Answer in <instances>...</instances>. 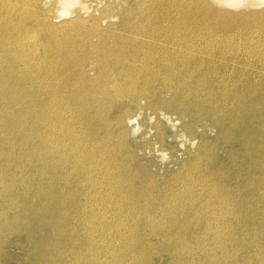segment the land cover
Listing matches in <instances>:
<instances>
[{"label": "bare ground", "instance_id": "6f19581e", "mask_svg": "<svg viewBox=\"0 0 264 264\" xmlns=\"http://www.w3.org/2000/svg\"><path fill=\"white\" fill-rule=\"evenodd\" d=\"M34 1L33 6L29 9L26 2L19 4L18 0H7V2L6 0H0V150L3 152L5 159L3 163L6 169H13L16 175V170L25 166L22 164L24 157L27 154H33L32 161L34 162L35 157L37 160L35 167L39 169L36 170L37 173L34 175L38 187L40 188V185L47 187L50 192V198H47L44 203H42V198L40 204L53 206V213H59L56 224L52 226L54 235L51 239V246L59 245L60 260H63L64 264H74V261H71L72 259L69 257L75 251L78 252L77 259H75L76 263L99 264L101 258L99 252L96 251L97 249L93 250L95 249L94 247L98 248L100 243L99 241H95L93 237L95 236V232L99 231L101 227H98V222L92 221V218L91 220H86L84 217L85 213L94 214V207L98 205V212H100L104 204H106L107 198L111 197V195L115 201L119 202L117 194H120L122 197L121 202H127V205L131 206V209L140 210L139 215L145 221L144 225L150 227L152 232L160 233L165 230L174 232V227H177L176 223L178 221L175 219H165L167 216H176L170 210L175 208V206H179L177 202L180 201L182 195V190H180L182 186L179 189L176 187L179 184L184 185L186 182L193 181L194 178L191 175L193 167H195L194 170L196 168L199 169L200 163L207 158L206 155H208L210 150L213 151L207 142H201L196 152L190 156L189 160L169 180L164 181L162 178H157V175L148 169H141L135 166L136 151L131 147L130 139L140 129L139 118L143 116L150 120L152 118H164L172 123L176 130H178L177 125H179L180 120L185 118L186 123L183 127L184 132L188 134L184 138L186 142H190L191 140L195 142V127L197 125L198 127L201 126V123L205 119H209L210 121V124L207 123L206 126L217 127L221 136H226V140L228 137L230 141L240 142L239 145L242 146V149L248 150L251 142H254V129V131L252 130L253 133L248 136L249 139L246 138V134L248 133L245 131V126L248 116L243 112V108H249L251 112L255 109L258 111L256 108L257 103H251L249 100L246 101L249 92L252 90L256 91V89L253 86L252 88L244 87L238 90L239 88L235 85L236 81L234 82L233 78L235 74H238L243 69L241 70V68H235L234 66V68L230 69L229 67L231 59L237 63L241 61L237 53L236 55L235 53L234 55L233 53H228L231 52L229 50L232 47L236 46V42L232 37L235 36L236 38L244 34L237 32L240 29L237 28L238 30L233 31L234 27H228L227 25H225L226 27H212L211 25V27L203 28L197 27V25L196 27H189L190 25H187L188 27H181V22L184 21L188 14H195L194 12L198 11V5L194 6L192 4L191 10L186 14V8L184 9L181 4L184 0H130L132 2L126 7L120 0V3L116 7L117 11L114 9L115 7L107 6L103 11L105 15L94 16L91 22L84 19L86 14L89 13L88 11L85 12L84 7L79 11H71V5L76 4L79 0H59L56 15L52 12L56 4L48 9H42V2L40 0ZM125 1L129 2V0ZM198 1L206 4V0ZM215 2L231 3L234 7L242 5V12H246L244 9L252 10L255 7L257 8L258 5H264V0H215ZM11 6H20L21 8L18 10L17 7L13 12ZM206 7L208 8V6ZM207 8L206 11L208 12L212 10V8L210 10V6L209 9ZM109 10H115L116 14H112L114 12H109ZM202 11L201 14H203ZM209 13L206 16L203 14L207 22H209ZM212 13L214 14V11ZM68 14H72V18L66 22L62 21ZM256 14L263 15L264 11L261 10V12H257ZM256 14L253 12L251 15H242L241 17L237 15L236 24L251 25V23L253 24V22L259 20L260 22L261 20L264 21L262 15L258 16ZM253 16H257V18H253ZM109 18L117 19L115 25L117 27H112L115 23H110L107 27H101L104 23L108 22L107 19ZM187 19L190 20L188 22L192 23H195V20H197L193 19V17ZM35 23L37 27H33ZM232 31L235 32L233 36L229 34ZM241 37L243 39V36ZM214 44L217 46L213 47ZM233 64L235 63L231 65ZM261 65L263 64L261 63ZM262 70L261 73H263ZM252 71H254L253 68ZM240 75L242 74L240 73ZM232 80L234 84H232ZM256 93H260V87ZM258 108L260 109V107ZM159 123L156 120V124ZM74 127L78 128L79 134L73 140L77 142L71 143L72 139H69V133ZM184 136L185 133L180 134V137L183 138ZM164 139L161 136L160 140ZM250 140L252 141L250 142ZM205 161L207 162V160ZM188 168H192V170H190L189 175H185L188 179L184 182L185 180L180 179L183 176L181 174L185 170H189ZM6 177L10 179L9 175ZM195 178H197L196 175ZM247 182L246 184H248ZM261 186L259 185V187ZM39 188L38 190H40ZM243 188L248 187L243 185ZM249 188H252V186ZM193 191L195 193V189ZM239 197L240 195L236 196L237 199ZM37 198L39 199L40 197L37 196ZM231 199L235 203L234 197ZM231 199L228 196L227 200ZM11 201L10 197H0V207H4V205L9 204ZM213 201L212 199V203ZM89 204L92 205L90 208H88ZM189 204H186L190 208L188 210L199 214L200 210L196 211V205L191 202ZM24 205L25 208L22 210V213H13L14 217H12L11 221L7 219L9 211H0V246L5 244L7 239L6 236L1 234L5 233V229H13L11 228L13 227L11 226V222L16 225L22 216L33 211L34 206L30 205L28 201L25 200ZM222 205L221 207L225 204ZM235 206L237 205L235 204ZM177 208L176 210H178ZM11 209L13 210V208ZM221 209L223 210V208ZM262 210L264 209L262 208ZM182 212L184 211L182 210ZM110 214L111 216H115L114 213ZM111 216L108 214V217ZM183 217H181L182 220ZM225 218L229 219V217ZM49 219L53 222L52 216H49ZM117 219L118 217H116ZM138 219L141 218L138 217ZM66 223L71 228H66ZM225 224L227 225V223ZM225 224L223 223V228ZM243 225L245 226V224ZM191 228L192 226L185 228L183 225L177 233L181 236L184 235L186 229H189V232L197 230L196 228ZM209 228L210 226L208 225L206 229L209 231ZM122 231L125 230H120L123 234L124 232ZM211 233L209 235L212 237ZM129 234L131 236V233ZM249 235L251 234L249 233ZM57 236L62 240H58ZM191 236L188 235L190 238ZM196 236L194 235L193 237ZM150 237L152 238V236ZM233 237L235 238V236ZM221 238L223 237L221 236ZM220 240L223 241L225 239ZM149 241L151 242V240ZM219 243L217 244L219 245ZM88 246H91V253H89V248L87 249ZM231 248H233L232 245ZM154 249L151 248V250ZM221 251L223 252L224 249ZM65 252H68L67 256ZM214 253L217 254L216 251ZM220 257L223 259L225 256L220 255ZM231 258L234 257L232 256ZM52 264H56V260Z\"/></svg>", "mask_w": 264, "mask_h": 264}, {"label": "rangeland", "instance_id": "374dc122", "mask_svg": "<svg viewBox=\"0 0 264 264\" xmlns=\"http://www.w3.org/2000/svg\"><path fill=\"white\" fill-rule=\"evenodd\" d=\"M40 1L43 4L42 9H48L51 6L56 4V7L52 12L54 15L57 14V12H58L57 3L59 0H40ZM192 1L193 0H191V1L190 0L189 1L184 0L183 3L180 2L182 4L183 8L184 9L186 8V14L189 13V11L191 10V7L193 5L194 6L198 5V11L194 12L195 14H188L185 17L184 21L181 22V27H188L189 25H190L189 27H196V25H197V27L203 28V27H211V26L212 27H221V26L226 27L225 25H227L228 27H234L233 31L240 29V31H237V32L238 33L242 32V34H244V35H241V36H243V39L246 37L245 38L246 40L245 39L243 40L241 36L235 38V36H233V34L235 32L232 31L233 33L232 32L229 33V34H231V36H233L232 38H234V40L236 42L235 43L236 46L232 47V49L229 50L231 52H228V53H233V55H234V53H235V55L237 53V55L241 59V61L239 63L234 62L233 59H231L229 61V63H230L229 67H230V69L234 68V67L235 68H241V70L243 69L241 72L238 71L239 73L235 74V77L233 78L234 82L236 81L235 85H237V87L239 88V89L237 88L238 90H240L244 87L252 88L253 86H255L254 89H256V91L255 90L250 91L251 92V93L249 92L250 95L249 94L247 95V97L249 99L246 97V101L249 100V102H251V103H253V102L257 103L256 108L258 111H256V109H255L253 112H251V111H249L250 110L249 108H245V107L243 108V112H245L248 116L246 126H245L246 127L245 131H246V133H248V134H246V138L249 139L248 136L251 135L253 133V131L255 130V134L253 133L254 142L252 140H250V142L252 141L251 145H250L251 148L249 147L248 150L242 149V146L239 145L240 142L230 141L228 139V137L226 140L225 139L226 136H221V133H219V130L217 127L206 126L207 123L210 124L209 119L203 120V122L201 123V126L198 127V125H197V127H195V130H194L195 142H193L192 140L190 142H186V140L184 138H186L188 136V134L186 132H184V127H183L184 124L186 123L185 118L181 119L179 122V125H177L178 130H176L174 128L172 123H170L169 121H167L164 118H152L151 120L144 117V116L139 118L138 122L140 124V129L138 130V132L136 134L132 135L131 139H130L131 140L130 145L136 151L135 166L138 168H141V169H143V168L148 169L150 172L157 175L156 176L157 178H162V179H164V181L169 180L170 177L174 173H176V171L179 170V168L185 162H187L189 160L190 156L196 152V149L198 148V145L201 144V142H207V144L211 146V149H213V151L210 150L208 155H206L207 158L204 159V161L200 163L202 166L199 164L200 165L199 166L200 171H199V169L196 168V170H198L199 172L194 170L195 167H193V170H192V168H190V169L188 168L189 170H185V172H183L181 174V176L183 175L184 177L182 176L183 178L181 177L180 179H182L183 181L185 180L184 182H186L188 178L185 175H187V174L189 175L190 170H192L191 175H193L194 180L190 181V182H186V184L184 183V185L179 184L178 187H176L177 189H179L182 186L180 188V190H182V195L180 197V201L177 202V204H179V206H175V208H172L171 210L173 212L170 210V212L175 213L176 216H171V217L167 216V218L165 219V220L175 219L176 221H178L176 223L177 227H174V232H168L169 230H165L164 232H160V233L152 232L150 227H148L147 225H144L145 221L139 215L140 210L138 211V209L137 210L135 209L136 210L135 211L134 209H131V206L127 205V202H125V201L121 202L122 197L120 194H117V197H118L117 200L119 199V202L115 201L113 199V196L111 195V197L107 198L106 204H104V206L100 210V212H98V206H99L98 205V206L94 207V211H95L94 214H90L88 212L85 213L84 217L86 218V220H91V218H92V221L94 220L95 222H98V224H99L98 227H101V229L99 231L95 232V236L93 237V239L95 241H99V243H100V246H99L100 248L94 247L95 249L93 250V251H95L97 249L96 251L99 252V255L101 257L99 264H101V262H102V264H121V263L122 264H143L145 262H146L145 264H182V263L183 264H188V263H190V264H194V263L195 264H220V263L224 264V262H225V264H231V263L232 264H239V263L240 264H260V263L264 264V229H263L264 228V226H263L264 225V216H263L264 210H262V208L264 209V202H263L264 201V193H262V192H264V189H263L264 188V182H263L264 176H262L264 174V172H263L264 171V120H263L264 119V102H262V101H264V90H263L264 89V76H263V74H264V21L261 20V22H262L261 23L259 20L257 22H253V24L251 23V25L250 24L249 25L248 24H242V25L239 24L241 27L238 24H236L237 15H238V17H241L242 15L243 16L249 15V14L251 15V14H253V12H254V14H256L257 12H261V10L264 11V5H258L257 8L255 7V9H252V10L251 9H244V11H246V12H242L243 11L242 5L238 6V7H234L231 5V3L215 2V0H206L205 3L208 5H206L202 2L204 4L203 5L201 3V1H198V0L197 1L194 0L193 2ZM6 2H7V0H6ZM25 2H26V4H28V8L31 9V6H33V3L35 1L34 0H29V1L28 0H18L19 4H22ZM130 2H132V1L129 0V2H128L125 0H123V1L121 0V3L125 7L128 6L130 4ZM194 2L197 4H195ZM8 3H10V2H8ZM119 3H120V0H79L76 4L71 5V7H72L71 11H79L82 9V7H84L85 12L86 11L89 12L88 14L85 13L86 17H84V19H87L91 22V21H93L92 19H94V16L99 17L102 15H105L103 11L106 9L107 6H111L113 8L115 7L114 9H116V7ZM29 4H30V6H29ZM206 6H208V8ZM209 6H210V10L212 8V10L214 11V14L212 13L213 12L212 10L209 11L210 13L208 11H206V8L209 9ZM17 7H18V10L21 8L20 6H16V7L11 6L13 12L17 9ZM187 7L190 9H188ZM202 8L205 10H203ZM199 10H201V11L203 10L202 13L205 16L207 13H209V15H208L209 19H210V20L208 19L209 22H207V19L204 17L203 14H201V11H199ZM116 11H117V9H116ZM116 11L115 10H109V12H114L112 14H116L115 13ZM198 13H199V15H198ZM69 14L66 15V17H64L62 21H64V22L69 21L72 18V14L71 15H69ZM256 15L260 16L262 14H256ZM89 16H91V17H89ZM262 16L264 17V14ZM189 17H193V19H197V20H195V23L188 22V21H190L189 19H187ZM203 17H204V19H203ZM254 17L257 18V16H253V18ZM107 20H108V22L104 23V25H102L101 27H107L110 23H112V24L115 23L114 26H112V27H117V26H115L117 23V21H116L117 19L115 20V19L109 18ZM59 23H61V22H59ZM190 23H192V24H190ZM33 27H37V24L36 23L33 24ZM38 27H42V26H38ZM243 27H244V29H243ZM245 29H246V31H245ZM245 32H246V34H245ZM247 36H249V37H247ZM216 46L217 45L214 44L213 47H216ZM247 55H249V56H247ZM244 57H245V59H244ZM245 60H247V61H245ZM244 61L247 63H245ZM242 62L245 64V66ZM254 62L256 64V66H255ZM232 63H235V64L231 65ZM261 63L263 65H261ZM260 66H262L263 68ZM244 68L247 72L244 70ZM252 68L254 71H252ZM260 69L261 70L263 69L262 70L263 73H261ZM248 70H250V71H248ZM258 71H259V73H258ZM240 73L242 75H240ZM245 73H246V75H245ZM257 75H258V77H257ZM253 76L255 79L253 78ZM256 79H257V81H256ZM258 79H260V80H258ZM244 80H246V81H244ZM231 82H232V84H234L233 80ZM240 82H241V84H240ZM259 87H260V93L257 94L256 92H257V90H259ZM262 90H263V92H261ZM254 97H256V98H254ZM250 100H254V101H250ZM258 107H260V109ZM252 113H254V114H252ZM251 114L253 117L250 116ZM260 118H262V119L260 120ZM156 120H158L160 123L156 124ZM248 126H250V127H248ZM75 131H77V132H75ZM182 133H185V136L183 138L180 137V134H182ZM69 134H70L69 139L70 138L72 139V141H70V142L71 143L77 142V141H73V140L75 139V136H77L79 134L78 128L74 127L70 131ZM161 136H163L165 138L162 141L160 140ZM157 142H160V143H157ZM254 143L256 144L255 146H254ZM257 144H258V146H257ZM257 147L259 150L257 149ZM260 148L262 151L260 150ZM32 155L33 154L30 153L24 157L22 164L25 166H23L21 169L16 170L17 174L15 175L13 169L8 170L4 167L3 161L5 159L3 157L4 156L3 152L0 150V180H1L0 181V185H1L0 186V197L4 196V197H10L12 199V201L9 204L4 205V207L3 206L0 207V211L1 212L9 211L8 212L9 217L7 219H9L11 221L12 217H14L13 213H16V214L22 213V210L25 208V205H24L25 200L28 201V203L30 205L34 206L33 211H30L27 215L22 216V218H20V220L16 223V225H15V223L11 222V226H13L11 228H13V229H9V228H8V230L5 229V231H4L5 233L1 234L3 236H6L7 239H6V243L0 246V249L2 250V251L0 250L1 251L0 252L1 253L0 254V264H28V263L29 264H52L54 262V260H56V264H64L63 260H60L61 259V256H60L61 253L59 252V250H60L59 245L51 246V244H50L51 239L54 235V233L52 231V226L54 224H56V220L59 216V213H53V206H44V205L40 204V201H42V198H43L42 203H44V201H46L47 198H50V192H49V189L47 187H44V186L42 187L41 185H40V188L38 187V184H37V181L35 180L34 175H35V173H37L36 170H39V169H38V167H35L37 160L34 157V162H33L32 161V157H33ZM202 156H204V154H202ZM25 158H26V160H25ZM205 160H207V162ZM247 165H249V166H247ZM194 166H195V164H194ZM203 166H204V168H203ZM186 171H188V172H186ZM20 172H21V174H20ZM200 172H202V173H200ZM5 175L6 176L9 175L10 179L8 177H6ZM195 175L197 178H195ZM246 175L247 176L249 175V176L247 177ZM3 176H5V177H3ZM260 176H262V177H260ZM205 177H207V178H205ZM249 178L252 180H250ZM262 179H263V181H261ZM10 180H11V182H10ZM247 180H248V182H247ZM216 181H218L219 183L218 182L216 183ZM205 182H206V184H205ZM246 182L248 184H246ZM261 182H263V183H261ZM213 183L215 186L213 185ZM253 183H255L258 186H256ZM243 185L244 186L246 185V187H248V188H243ZM259 185L260 186L262 185V186L259 187ZM221 186L223 189L221 188ZM251 186H252V188H249ZM199 187H201V188H199ZM204 187H205V189H204ZM215 187H217L218 189ZM38 188L40 190H38ZM194 189H195V193L193 191ZM250 189H251V191H250ZM197 190L199 193L197 192ZM5 193H7V194L5 195ZM219 193H220V195H218ZM196 194H198V195H196ZM238 195H240V197L237 199L236 196H238ZM31 196H33V197H31ZM37 196H39L40 198L38 199ZM228 196H229V199L234 197V199L237 202L238 201L240 202V198H241V202L237 203L235 201V203H234L233 199L227 200ZM216 197H217V199H216ZM111 198H112V200H111ZM248 198L250 201L248 200ZM212 199L214 200L213 203H212ZM192 201H195L196 203L192 202ZM207 201H208V203H207ZM243 201H244V203H243ZM190 202L194 203L196 205V208H197L196 211L200 210L199 214L193 213L191 210L190 211L188 210L190 208H188L187 205H190L189 204ZM32 203H34V204H32ZM221 203L223 205L224 204L225 205L223 206ZM262 203H263V205H262ZM220 204L223 207H221ZM235 204L237 206H235ZM89 205H88V208H90L92 206L91 204H89ZM217 205H218V207H217ZM229 205H230V207H229ZM238 206H240V207H238ZM241 206H244V207H241ZM177 207H179L181 209H179ZM11 208H13V210ZM176 208L178 210H176ZM217 208H219L220 210ZM221 208H223V210ZM226 209L228 210L227 212H226ZM241 209H243V210H241ZM38 210H40L42 212H39ZM182 210L184 212H182ZM201 210L203 213L201 212ZM238 210H239V212H238ZM250 211H252V212H250ZM177 212H179L178 215H177ZM232 212H233V215L231 216ZM110 213H114L115 216H111ZM108 214L111 217H108ZM210 214H212V215H210ZM239 214H241V215H239ZM126 215H128V216H126ZM133 215H135V216H133ZM136 215H137V217H136ZM184 215H185V217H183ZM49 216L53 217V222L50 221ZM213 216H215V217H213ZM116 217H118L117 220H116ZM138 217L141 219H138ZM181 217H183V220ZM225 217H227V218L229 217V219H226ZM231 217H233V218H231ZM134 218H137V219H134ZM126 219H127V221H126ZM200 219H202V220H200ZM235 219H236V221H234ZM9 220H7V222H9ZM165 220L163 219V221H165ZM193 220H195V221H193ZM210 220H211V222H210ZM229 220H230V222H229ZM2 221H3V223L5 222L4 219ZM140 221H141V223H140ZM246 222L248 225L246 224ZM211 223H212V225H211ZM223 223L224 224L227 223V225L226 224L224 225V228H223ZM124 224H125V226H124ZM243 224H245V226ZM183 225L185 228L187 226H189V227L192 226V228H196L197 230H195L194 232H192V231L189 232V229H186V231L184 232V235L180 236L177 233V231ZM200 225H201V227L202 226H204V227L201 228ZM208 225L210 226L209 231H208V229H206V227ZM232 226H233V228H232ZM65 227L71 228L70 225L67 223L65 224ZM103 227H104V230H103ZM220 227H221V229H220ZM214 228H215V230H214ZM225 228H226V230H225ZM241 228H242V230H241ZM108 229H110V230H108ZM210 229L213 231V233H211L212 231ZM120 230H125V231H122V232H124L122 234L120 232ZM205 230L208 232H206ZM221 230H222V233H221ZM235 230H237V231H235ZM8 232L11 234H9ZM186 232H188L190 234H188ZM232 232H234V233H232ZM129 233H131V236ZM210 233L212 234V237L215 238V240H214V238L211 237V235H209ZM238 233H239V235H238ZM249 233L251 235H249ZM15 234H16V236H15ZM124 234H125V236H124ZM228 234H231V235H228ZM188 235L189 236L192 235L191 238L188 237ZM194 235L195 236L198 235V236L193 237ZM232 235L235 236V238H237V237L238 238L235 240V238ZM150 236H152V238ZM221 236L225 240H223V241L220 240V239H223V238H221ZM231 236H232V238H231ZM121 237H122V239H121ZM17 238H18V240H17ZM57 238H58V240L61 239L59 236H57ZM183 238H184V240H183ZM186 238H189V239H186ZM203 238H208V239H203ZM193 239H196V240H193ZM218 239H219V242L221 244L218 242ZM144 240H145V242H144ZM147 240L148 241L151 240V242L150 241L148 242ZM208 241H209V243H207ZM25 242H27V243H25ZM204 242H206V243H204ZM216 242L219 243V245H221V246H219ZM202 243H204V244L202 245ZM116 245L118 246V248ZM231 245L233 248H231ZM50 246H51V248H50ZM150 246L152 249L155 248L154 249L155 251L151 250ZM30 247H31V250H30ZM36 247H38V248H36ZM219 247H221V248H219ZM88 248L90 250L89 253H91V251H92L91 246H88L87 249ZM138 248L140 251L138 250ZM147 248L148 249L150 248V249L148 250ZM202 249H204V250H202ZM223 249H224V251H223L224 254L221 251ZM238 249L240 251V254H239ZM252 249L253 250L255 249V250L253 251ZM211 250L213 252L216 251V253L218 255L215 253H214L215 254L214 255ZM241 250H243L244 252ZM85 251H86V249H85ZM122 251H123V253H122ZM149 251H151L153 253H150ZM200 252H201V254H199ZM208 252H209V254H208ZM77 254H78V252L75 251L73 254L72 253L70 254L69 258L72 259L71 261H74V264H83V262L76 263L75 259H77L76 258ZM122 254H123V256H122ZM145 254H146V256H145ZM149 254H150V256H149ZM166 254H168V255H166ZM174 254H176V255H174ZM246 254L248 255V257ZM65 255L67 256L68 252H65ZM132 255H133V257H132ZM220 255H223L225 257H223V259H221L222 257H220ZM243 255H245V256H243ZM232 256L234 258H231ZM103 257H104V259H103ZM127 257H128V259H126ZM148 257H150V258H148ZM164 257H166V258H164ZM143 258H145V259H143ZM235 258H237V259H235ZM116 259H118V260H116ZM109 260H110V263H109ZM155 260H156V262H155ZM50 261H51V263H50ZM213 261H214V263H213Z\"/></svg>", "mask_w": 264, "mask_h": 264}]
</instances>
